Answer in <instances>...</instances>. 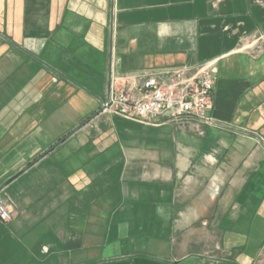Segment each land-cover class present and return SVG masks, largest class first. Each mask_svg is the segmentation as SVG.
Listing matches in <instances>:
<instances>
[{
    "label": "crops",
    "instance_id": "crops-1",
    "mask_svg": "<svg viewBox=\"0 0 264 264\" xmlns=\"http://www.w3.org/2000/svg\"><path fill=\"white\" fill-rule=\"evenodd\" d=\"M200 69L214 125L101 113ZM0 202V264H264V0H0Z\"/></svg>",
    "mask_w": 264,
    "mask_h": 264
},
{
    "label": "built area",
    "instance_id": "built-area-1",
    "mask_svg": "<svg viewBox=\"0 0 264 264\" xmlns=\"http://www.w3.org/2000/svg\"><path fill=\"white\" fill-rule=\"evenodd\" d=\"M115 80L112 78L101 113L144 124H151L163 117L170 121L194 118L198 122L214 125V120L209 116L214 75L208 70L200 69L187 80L171 79L166 85L149 77L141 86L135 87L137 96L131 95L127 89H116ZM130 82L132 86L133 81ZM12 217L9 206L0 202V223L10 222Z\"/></svg>",
    "mask_w": 264,
    "mask_h": 264
}]
</instances>
